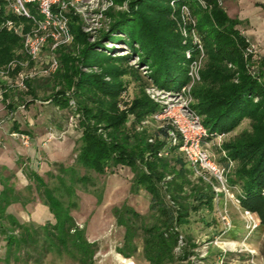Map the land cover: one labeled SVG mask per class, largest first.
Returning <instances> with one entry per match:
<instances>
[{
	"label": "trees",
	"instance_id": "obj_1",
	"mask_svg": "<svg viewBox=\"0 0 264 264\" xmlns=\"http://www.w3.org/2000/svg\"><path fill=\"white\" fill-rule=\"evenodd\" d=\"M169 1L129 0L128 11L109 12L111 24L102 38L120 39L112 33H124V41L139 53L143 63L152 66L155 82L173 90L188 81L189 60L185 55L187 47L170 19ZM187 1L198 16L208 54L203 81L193 91L196 97L193 107L213 134L231 132L244 119L251 120V130L227 142L225 148L238 162L230 182L241 186L240 204L243 209L257 214L260 227L264 228V61L258 64L252 56H245L248 38L238 28L239 20L230 17L219 0H205L206 8L200 6L199 0ZM71 18V31L82 41L84 35L77 23L78 17ZM8 19L29 24L27 18L10 10L6 0H0V66L25 55L21 37L5 26ZM104 45L99 40L85 47L84 62L97 63L103 67V72H81L76 81V95L89 120L105 123L109 138L100 136L95 126L85 124L75 165L51 163L56 170L46 172L48 180L31 165V158L19 156L17 164L29 182L21 190L13 181L16 171L11 170L9 174L0 171V239L5 243L0 264H47L53 256L76 264H95L99 243L88 238L85 228L78 224L73 214L79 207L77 185L82 184L88 191V183L95 185V182L87 174L80 175L78 166L99 174L113 172L119 165L129 166L134 172L131 192L137 194L143 189L150 194L148 214H142L128 203L115 209L118 224L125 227L123 244L118 248L125 258L138 251L139 241L143 245V256L150 264H178L187 260L195 247L188 236L182 253H176L184 238L183 228L190 223V213L204 206L213 208V188L202 177L198 183L191 180L195 169L182 154H177L178 145L168 146V155L160 156L159 152L167 145L165 138L150 142L148 133L134 130V121L127 124L128 114L116 109V99L123 87V75L132 73L138 79L140 75L126 64V60L97 50ZM65 48L61 46L58 53L62 56L60 63L68 65L71 60L64 54ZM106 75L112 80H105ZM57 79L69 85L73 82V78ZM34 81H27V88L33 93ZM0 83L4 85L2 78ZM10 90L4 93L5 100ZM53 98L61 107L68 104L65 92L59 91ZM90 103L92 105L88 106ZM156 109L157 105L143 96L135 101L131 113L139 121ZM14 127L20 133L28 131L21 129L17 122ZM171 128L167 124L158 129L157 134L167 137ZM221 159L227 161L228 157ZM168 176L171 180H167ZM39 198L53 214L54 221H25L11 210L14 203L27 205ZM229 233L234 235L233 231Z\"/></svg>",
	"mask_w": 264,
	"mask_h": 264
},
{
	"label": "rangeland",
	"instance_id": "obj_2",
	"mask_svg": "<svg viewBox=\"0 0 264 264\" xmlns=\"http://www.w3.org/2000/svg\"><path fill=\"white\" fill-rule=\"evenodd\" d=\"M128 1L124 0V2L119 3L116 0H72L73 5L67 8L66 14L69 23L72 19L71 16L78 17L77 23L84 38L79 41L72 33V40L62 45L66 47L64 54L70 57L71 62L68 65H64L62 62L59 69L49 77H37L32 83V87L35 89L34 93L30 92L31 89L29 91L28 88L26 90L16 89L8 101L2 100L0 95V107L5 106L4 112H0V120L4 119L5 128V133L0 136V149L12 147V153L15 157L14 153L21 151V149L14 146L12 142L17 141L20 145L23 144L19 146L20 148L24 145L32 147V141H37V137L44 135L45 139H43L42 144H49L55 140L61 142L66 156L58 159V162H63L65 166H71L75 165L85 124L95 126L100 136L109 138V130L105 123L97 122L94 119L89 120L83 109V103L76 95V81L81 72L88 74H101L103 72L102 66L97 63H85L83 60L85 47L102 40L105 45L99 47L98 51L104 52L112 58L126 60V64L140 75L138 79L132 73L124 74L122 77L123 87L116 99V109L121 113L128 114L127 124L131 125L134 121V130L142 134L148 133L150 142L165 138L167 145L159 152L160 156L168 155V146L178 145L177 154H182L195 169V173L190 176L191 180L198 183L199 178L202 177L213 188V208L204 206L197 211L193 210L190 213V223L183 228L182 236L184 238L176 248L177 255L182 253L188 242V236H191L195 247L192 248L189 258L178 264H264V228L260 227L258 215L250 210L251 214H247L240 204L238 194L241 192V186L239 184L232 185L230 182V177L234 174L238 162L229 156L228 150L225 148L227 142L236 138L243 131L251 130V120L249 118L244 119L231 132L213 134L209 132L202 116L193 107L196 102L193 91L203 81L202 73L208 58L205 41L198 25V16L187 0L169 1L170 19L174 24V30L179 33L183 44L187 47L185 55L189 60L188 81L179 89L171 90L161 87L155 82L152 77V66L143 63L139 53L135 52L128 42L124 41V33H112L120 39L102 38L103 33L109 31L111 24L112 19L109 12L111 10L128 11ZM219 3L221 4V0ZM199 4L202 8L208 6L205 0H199ZM196 41L203 44L204 54L197 46ZM19 53L21 52L19 51ZM58 56L62 58L60 52ZM12 61L17 62L12 65L9 73L3 74L4 70L10 68L9 64ZM12 61L0 66V78H6L5 75L16 78V74L26 68L23 63L28 62V59L23 55L22 58L16 57ZM195 61L197 64L194 63ZM256 65L257 63L253 67L256 68ZM47 78H51V81H48ZM57 78H73L72 85L66 82L59 83ZM104 78L107 81L112 80L109 75L104 76ZM59 91L65 92L68 99V104L65 107H61L53 98ZM143 96H147L149 100L154 102L157 109L143 119L136 121L135 114L131 113L132 108L135 101ZM13 97L16 99L13 100ZM11 101H13V106L10 104ZM90 105L92 103L88 104V106ZM176 118L201 124L206 134L203 137V145L210 156L219 164L223 178L227 179L225 185H222L221 179L214 173L193 165L181 148V143L174 144L173 140L169 138V134L167 137H160L157 134V130L167 124L172 128L176 127L174 122ZM15 122L21 129L28 130L29 132L26 133H30L28 135L35 137V139H30L29 143L25 144L21 133L14 127ZM10 132H13V136H18L20 139L11 140ZM26 151L30 154L32 148L26 149ZM40 155H42V150H40ZM224 156L228 157L227 161L221 159ZM23 157L29 158L26 155ZM42 159H45L44 155H42ZM34 164L37 167L36 162ZM50 169L56 170L52 164H44L37 168L46 180L49 179L46 172ZM13 170L17 174L16 179L13 180L16 187L19 190L24 189L29 182L17 161ZM3 172L9 174L10 171L3 169ZM78 172L80 175L91 176L95 182V185L88 183V191L82 184L77 185L79 207L73 211L78 224L85 228L88 238L99 243L100 247L96 254L95 264H150L143 256L141 241H139L138 251L130 258H125L118 252V248L123 244L125 227L118 224L115 209L128 203L142 214L150 212V194L143 189L137 194L131 192V183L134 177L131 167L119 165L113 172L108 171L105 174H99L78 166ZM171 178L168 176L167 180H171ZM262 194L264 196V188ZM14 204L18 209L16 213L25 221L35 223H44L47 220L54 221L53 214L46 209V205L40 198L27 205ZM228 221L230 224H227ZM231 231L234 235L229 233ZM189 233L190 235H188ZM4 244V241L0 239V255H3ZM47 264L76 263L53 256Z\"/></svg>",
	"mask_w": 264,
	"mask_h": 264
},
{
	"label": "built area",
	"instance_id": "obj_3",
	"mask_svg": "<svg viewBox=\"0 0 264 264\" xmlns=\"http://www.w3.org/2000/svg\"><path fill=\"white\" fill-rule=\"evenodd\" d=\"M6 2L14 14L29 20L28 25L14 19L5 22L9 30L22 38V52L28 62L23 63L26 68L20 70L16 78L5 75L6 78L3 79L12 87L26 90L28 80L40 76L49 77L59 69L61 63L58 49L73 38L66 14L67 8L73 5V2L72 0H6ZM248 42L245 56H252L253 60H257L260 57L257 46L249 39ZM196 43L204 54L203 44L197 41ZM16 62L12 61L9 64L10 68L4 70L3 74L9 73ZM194 63L197 64V61ZM252 72L255 73L254 68ZM174 122L176 127L169 130V138L173 143H181V148L193 165L214 173L221 179L222 185H225L227 179L223 178L219 164L203 145V137L206 134L201 124L178 118ZM21 137L25 144L29 143L28 134L22 133ZM246 213L251 214L249 210H246ZM227 224H230L229 221Z\"/></svg>",
	"mask_w": 264,
	"mask_h": 264
},
{
	"label": "crops",
	"instance_id": "obj_4",
	"mask_svg": "<svg viewBox=\"0 0 264 264\" xmlns=\"http://www.w3.org/2000/svg\"><path fill=\"white\" fill-rule=\"evenodd\" d=\"M221 4L228 13V15L232 18H236L239 20L238 28L241 32L253 43L256 44L260 57L255 60L258 64L264 61V0H221ZM4 85L0 83V95L2 100L4 99V93L8 92L10 89V96L12 97V93L14 90L18 89L16 87H12L8 85L6 80H3ZM9 89V90H8ZM19 90V89H18ZM16 99L15 97L12 98ZM8 101V99H7ZM13 104V101L10 102ZM5 106L0 107V112H4ZM7 118H10L7 116ZM4 119L0 120V136L5 133L4 128ZM15 132V131H14ZM13 132H10V137L12 139H18V136H13ZM22 134V133H21ZM30 134V133H24ZM31 136V135H30ZM9 137V136H8ZM37 141H32V147L29 145H24L23 147H19L23 144H19V142H12L14 146L21 149V151H16L15 157L12 153V147L6 149H0V171L2 173L3 169L13 170L16 166V161L18 156L26 155L31 158V165L37 169L44 164L51 165V163L58 161L62 157L66 156L64 148L61 145L60 141H53L49 144H42L43 139H45L44 135H40L37 137ZM20 139V138H19ZM31 140H34L35 137H30ZM22 140V139H21ZM10 141L8 142V144ZM32 148V152L30 154L26 153V149ZM40 150H42V155H44L45 159H42V155H40ZM53 161V162H52ZM34 162H36V166ZM5 174V173H4ZM2 189V184L0 182V190ZM48 209V208H46ZM11 210L17 212L18 209L15 204L11 206ZM49 210V209H48Z\"/></svg>",
	"mask_w": 264,
	"mask_h": 264
}]
</instances>
